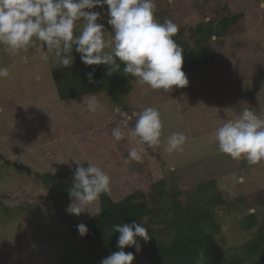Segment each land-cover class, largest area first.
<instances>
[{
  "label": "rangeland",
  "instance_id": "1",
  "mask_svg": "<svg viewBox=\"0 0 264 264\" xmlns=\"http://www.w3.org/2000/svg\"><path fill=\"white\" fill-rule=\"evenodd\" d=\"M233 1L167 0L162 5L165 6V9L172 5L173 14L179 17L183 24L190 25L200 17L204 10L215 9L219 5L230 4ZM259 2L260 6L256 5L257 7H253L245 14V37L241 39L248 41L250 46L255 42L261 43V46L264 43V0ZM95 10L99 11V9ZM205 15L210 16L208 13ZM106 21L107 16H104L98 22L105 24V39H109L112 27ZM78 27V24L74 27L75 35H79L82 26ZM108 50L105 49V51ZM23 52L20 51L18 54L12 55V61L17 62L21 55H25L26 52ZM48 56L49 60L46 62L48 69L57 70L63 67L56 63L58 58L54 52ZM9 59L10 54H6L4 45L0 44V67L10 65ZM234 61H237L236 65L239 64L240 67L232 65V61L219 58L218 65L210 68L209 72L207 70L204 74H186L187 86L183 88L172 86V91L166 93L163 90H153L148 85H141L135 78L133 91L131 95L125 97L126 102L122 105V108L131 109L133 112H139L148 106L155 107L160 111L163 130L160 138L161 143L156 146L158 148L156 150L161 152V160L165 164L162 165V168L167 169L166 171L162 170V177L169 190L193 185L194 180H205L210 176L217 180L218 187L224 193L226 200L225 207L217 212L218 223L221 227V235L217 237V240L220 249L224 252L251 239L256 233L260 222L250 232L239 231L237 223H234L239 217L245 216V213L256 212L253 209L254 199L260 200L261 192L264 194V187H256L258 182L260 184L261 176L264 173L261 170H249L254 174L251 175L248 182L245 181L241 171L256 168V165L250 167L245 159L236 160L221 153L214 135L218 127L229 120H235L243 111V107L242 109L234 107V91L230 87L231 82L229 83L231 76H234V80L242 78V82L247 77L251 79L249 81L253 82L254 86L256 85L259 90L253 92L254 98L250 101L252 103L251 110L264 119V51L258 52L257 55L249 51L246 58L243 59V65L240 64L239 59ZM244 66H250L248 70H251L252 77L244 73ZM9 71L10 75L7 78H0V96L11 103L8 104V108L12 110L10 115L6 113L5 117L0 116V120L4 118L12 122L10 125L5 124L4 128L11 127L13 130L5 139L3 138L4 142H0V154L5 158L19 162L36 172L57 173L72 169L75 163H83L87 160L88 152L91 153L92 150L94 154H100L106 146L110 145L113 152L110 150V155L107 157L109 159L115 154L122 157L133 147L138 150L142 148V144L138 140L131 138L130 128L127 127L124 129L126 142H107L97 140L95 135H91L93 136L91 143L94 144L84 155L79 147L81 138H84L86 133L97 131L100 128L105 133L107 125L118 119V115L113 111L116 107L110 104L109 97L96 96L101 107L95 113H90L87 110L88 97L60 104L51 84V77L44 78L41 73H36L40 76L37 83L33 77L36 74L31 75L29 80V87L35 88V84L39 86L38 92L27 87L19 89L20 91L17 93H10L1 82L5 83L8 80L10 84V80L19 79L17 76L12 78L11 68ZM210 73L215 74V79L210 77ZM203 76L207 80L206 85L198 83ZM25 122H30L32 125L18 127ZM112 128L110 127V130L106 132L107 140L112 139ZM173 132L184 133L187 140L181 151L168 153L165 151L167 137ZM194 165L198 167L195 168ZM114 168L118 173L123 171L122 168ZM198 170H200V174L196 178L194 176L189 178V175L186 177L187 173H194ZM181 175L183 178L179 179ZM254 177L255 180H253ZM138 179V176L133 174L132 182L137 188L146 192L149 183L143 179V181H136ZM111 182L112 192L116 193L117 191L119 194L117 178H111ZM43 188L41 183L28 177L26 173L0 162V199L8 195L11 206L17 208L16 212L20 208L22 209V215L13 213V216L6 221L5 226L4 222L0 221V264H56L58 257H72L74 253L84 252L83 243L68 235L54 215L49 201L43 198L46 195ZM98 204L97 201L88 205L87 211L92 214L96 213ZM31 206L38 211L34 210L33 214L28 215V208ZM87 211L79 216L69 215L75 221L85 220L92 215ZM3 216L5 215L3 214ZM28 217H30V221H28ZM4 218L0 216V220H4ZM145 262L148 264L146 260Z\"/></svg>",
  "mask_w": 264,
  "mask_h": 264
},
{
  "label": "trees",
  "instance_id": "2",
  "mask_svg": "<svg viewBox=\"0 0 264 264\" xmlns=\"http://www.w3.org/2000/svg\"><path fill=\"white\" fill-rule=\"evenodd\" d=\"M165 1L167 0H154L156 5L154 18L160 23L168 18L179 26V31L173 39L183 48L182 71L185 74H204L207 70L209 72L210 68L218 65L219 58L232 61L234 66H237V61L234 60L239 59L240 64L243 65V59L246 58L249 51L254 55L264 51V43L261 46V43L255 42L250 46L247 43L248 41L241 39L245 37V14L253 7H257L256 5L260 6L259 1L261 0H245V3H243V0H234V4H224L217 6L215 9H206L190 25L183 24L179 17L173 14L171 11L172 5L165 9V6L162 5ZM206 13L210 16L207 17ZM78 22L76 24L80 28L82 25L81 22ZM24 52L25 55H21L17 62L12 61V55L10 54L9 60L13 67L11 64L7 67L12 70V78L17 76L19 79L10 80V84L8 80L5 83L1 82L10 93H17L20 91L19 89L27 87L38 92L39 86H36V84L35 88L29 87L30 77L36 73H41L44 78L49 79L51 77V84L57 99L61 102L60 104L95 95L107 96L113 107L122 108V105L126 102L125 97L131 95L133 91L135 77L125 75L122 72L123 64H121V71L114 72L109 76L105 65L85 66L81 62L80 54L75 51L74 47L72 51L73 63L70 66L50 70L47 67L48 64L41 59V55L44 53L34 49ZM6 54L9 53L6 52ZM47 54L52 55V53ZM248 67L250 66H244L243 68L246 75L252 73L251 70H248ZM89 72H93L94 82L92 83L86 77V73ZM214 75L213 73L210 77L215 79ZM233 77H230L229 83L231 82L230 87L234 91L235 109H242V107V110L252 109L250 101L259 89L247 77H243L244 82H242V78L234 80ZM250 77L252 76L250 75ZM198 83L206 85L207 80L203 76ZM246 103L248 104L245 105ZM8 104L11 103L0 96V109L2 110L0 116L5 117L6 113H9L7 115L12 113V110L8 108ZM122 110L126 111L129 116L133 113L128 108H122ZM119 120L120 117L118 116L114 123L108 124L105 133L101 128L86 133L79 144L84 155L90 150V146L94 144L91 143L93 138L91 135H95L97 140L113 142L112 139L107 140L106 132L110 130V127H115ZM10 123L12 124L4 118L0 120V142H4L3 138L5 139L11 132V127V129L4 128L5 124L10 125ZM134 123L135 117L129 121L128 127L131 129ZM27 124L32 125L30 122H25V124L22 123L18 127ZM121 141L126 142L127 139L124 138ZM141 146L143 153L142 160L139 163L136 161L124 162L130 149L122 157L115 154V156L107 159L110 150L112 151L109 145L100 154H94L93 150L91 153L88 152L89 154L86 155L87 160L83 163H77L81 165L75 163L72 169L57 173L36 172L0 154V162L16 168L17 171L26 173L28 177H32L42 184L46 192L43 198L49 201L56 218L70 237H74L83 243L84 252L74 253L72 257H58L56 264H99L102 258L119 251L117 248L119 233L112 231L113 226L133 221L142 223L148 229L150 238L147 243L142 238H136L142 245L139 253H136L134 246L125 247V252H133L134 254L135 258L132 264H146L145 260L148 264H196V258L200 251L204 252V259L201 264H264V194L262 192L260 200H256L258 198L254 199L253 209L256 212L245 213V216L239 217L234 223H237L239 231L250 232L260 222L256 233L251 239L224 252L220 249L217 240V237L221 235L217 212L225 207L226 200L224 193L218 187L217 180L210 176L205 180H194L193 185L180 186L177 190H169L162 177V170L166 171L167 169L162 168V165L165 164L162 163L161 152L156 150L158 149L156 146L149 147L146 144ZM92 160L94 162H91ZM89 164H95L111 178H117V189L120 192L119 194L117 191L116 193L112 192L111 182V191L102 193L98 199L99 213L96 214V212L85 220L75 221L66 211L71 201L69 190L73 183V172L76 167H87ZM255 165L256 168H245L248 171H241L245 181L248 182V179H251V175L254 174L249 170H261L264 173V161ZM114 167L122 168L123 171L118 173ZM194 167L197 168L198 166L194 165ZM250 167L253 166L250 165ZM237 171L239 172V170ZM133 174L139 178L136 181L144 180L149 183L146 192L137 188L132 182ZM199 174L200 170L187 173L186 177L189 175V178L192 176L196 178ZM263 176H261L260 184L258 182L256 187H264ZM182 178L181 175L179 179ZM253 180H255V177ZM16 209V207L11 206L8 195L0 199V216L5 217L4 220L0 221L4 222V226L6 221L13 216V213L22 215V209L20 208L17 212ZM34 210L38 211L32 206L28 208V215L33 214ZM261 216H263V219H261ZM28 219L30 221V217ZM80 223H84L88 229L87 234L84 236H80L76 227ZM237 240H239L238 237Z\"/></svg>",
  "mask_w": 264,
  "mask_h": 264
},
{
  "label": "clouds",
  "instance_id": "3",
  "mask_svg": "<svg viewBox=\"0 0 264 264\" xmlns=\"http://www.w3.org/2000/svg\"><path fill=\"white\" fill-rule=\"evenodd\" d=\"M155 7L154 0H0V44L11 55L39 50L44 53L41 59L45 62L49 60L47 53L54 52L58 58L56 63L63 67L73 63L75 47L85 66L105 65L107 75L111 76L121 71L123 64L125 75L166 93L172 91V86H187L188 79L182 71L183 48L173 39L179 26L168 18L163 23L158 22L154 18ZM104 16L112 27L109 39H105V24L98 22ZM77 21L82 25L79 35L74 34ZM9 75L7 66L0 67V78ZM86 77L90 83L94 82L93 72L86 73ZM34 78L39 80L40 76L36 74ZM86 107L90 113H95L101 105L97 97L91 95ZM113 111L120 117L111 129L114 141L124 139V129L135 117L129 130L131 138L149 147L160 145L163 123L157 108L144 107L131 116L118 106ZM214 135L219 151L232 159H245L250 165L264 161V119L253 110L244 109L235 120L218 127ZM186 140L184 133L173 132L167 137L165 151H181ZM142 152V148H131L124 162H140ZM110 184L111 177L95 164L76 167L69 190L72 202L66 211L77 216L86 212L87 206L97 202L102 193L111 191ZM76 227L80 236L87 234L84 223ZM112 231L119 233V251L102 258L99 264H132L134 254L125 252V247L134 246L139 253L142 245L136 238H142L145 243L150 238L148 229L135 221L115 224ZM203 259L204 252L200 251L196 264H201Z\"/></svg>",
  "mask_w": 264,
  "mask_h": 264
}]
</instances>
